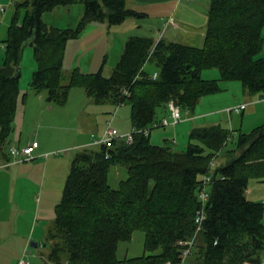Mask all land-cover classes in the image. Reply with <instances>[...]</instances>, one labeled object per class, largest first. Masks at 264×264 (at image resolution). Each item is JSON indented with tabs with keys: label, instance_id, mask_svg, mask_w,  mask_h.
<instances>
[{
	"label": "trees",
	"instance_id": "obj_1",
	"mask_svg": "<svg viewBox=\"0 0 264 264\" xmlns=\"http://www.w3.org/2000/svg\"><path fill=\"white\" fill-rule=\"evenodd\" d=\"M9 1L14 12L2 40L0 158L9 155L5 150L27 44L36 65L29 88L45 90L49 101L64 102L71 88L83 87L96 103L130 106V140L117 137L110 145H84L74 153L44 235L49 263L176 264L177 242L193 235L197 211L203 208L189 264H264V203L246 196L250 179L264 181V122L247 132L228 128L223 120L203 122L188 131L185 148L178 150L174 140H150L152 127L166 126L154 124L162 121V112L169 117L170 100L181 108L180 122L197 114L203 98L222 93L220 81H239L244 93L264 96V58H255L263 45L264 0H210L201 47L130 34L108 76L102 72L104 63L94 72L75 65L66 84L62 78L69 41H77L91 23L111 30L143 13L128 8L126 0ZM77 3L83 13L76 26L44 21L45 12ZM7 7L1 5L0 12ZM207 68H216L218 77L203 78L201 71ZM231 139L233 146L224 150ZM223 150L224 162L210 166ZM113 165L127 172L116 187L108 181ZM206 174L208 198L202 206L198 193ZM137 229L144 232L145 254L119 259V242Z\"/></svg>",
	"mask_w": 264,
	"mask_h": 264
},
{
	"label": "rangeland",
	"instance_id": "obj_2",
	"mask_svg": "<svg viewBox=\"0 0 264 264\" xmlns=\"http://www.w3.org/2000/svg\"><path fill=\"white\" fill-rule=\"evenodd\" d=\"M4 4H8V7L5 12H0V63L4 54L2 40L6 38L7 28L14 12V5H11L10 1L8 2V0H6L5 2H0V6ZM23 13L24 9L22 8L19 16L20 18H22ZM82 13V4L77 3L69 7H56L51 12H45L43 14V19L47 23L60 27H74L79 21ZM126 21H128V19H126ZM126 21L119 26H114V29L108 32H106L105 29L102 30V33L96 34L94 38L92 35H86L87 30H85L77 41L71 40V42L75 41L76 44L65 54L62 84L68 83L70 71L75 65H78L82 71L94 72L100 69L104 63L102 72L105 76H108L112 71L113 65L119 58L124 41L127 37L125 36V32L129 29L127 28L129 23ZM262 36V49L255 55V58L259 56L264 58V27ZM92 39L95 40V43L89 46L90 44L88 41ZM34 62L32 47L27 44L24 48L21 60L22 74L20 83L22 87L24 86L25 88L20 87V97L26 93L31 94L32 98L25 102V107L23 106V110L26 108L23 127L20 126L19 119H22L21 116L24 114L22 111H16L13 121V130L9 136L8 144L13 142V136L20 135L21 137H25V139L29 136L30 139L36 134V137L39 139L46 135V137L51 139L49 144H52V146H50L58 148V145L63 143H75L72 139L75 128L84 130L87 128V123H89V126H94V128L100 131L105 128L107 120L109 119H112L111 126L119 129L123 127L125 119L130 122V118L128 119V112L130 114L129 104H122L117 107L110 104V102L102 104L96 103L91 98L89 99L90 101H88L86 91L83 87L71 88L68 98L64 102L48 101L47 92L45 90L34 91L29 88V81L33 68H36ZM152 66L153 65L149 63L147 67L153 69ZM201 76L205 79L218 77V70L216 68L204 69L201 71ZM220 82L221 86L225 87V89L221 91L220 101L231 102L232 98L238 95L244 99V93L239 81ZM45 102H51L52 104H46ZM203 102L204 103L199 106L201 112L211 109L216 110L219 107H223L220 106V104L215 105L213 102L207 101V99H204ZM38 103H42L43 107L41 110V106ZM255 106L256 105L247 107L242 114L233 113L230 118L225 108L219 110L220 113L217 114L225 121V125L228 128H230L231 124L232 128L247 132L256 125L264 122V114L262 112L257 113L259 110H256L255 113L252 112ZM35 109L40 111L41 115L39 117L43 119L42 123L38 122V120L32 121ZM50 119L52 123H50ZM168 119L171 120L170 117H168ZM129 122H127V125H129ZM41 124L44 127L38 135ZM18 126L20 127L18 128ZM45 127H51L53 130L49 132L50 130H47ZM168 127L169 126L152 127V134L150 136L151 142L155 144L163 143L165 139L162 134L157 136L158 140H155L154 134L157 130H165ZM91 134L95 135L96 131H93ZM233 135L235 134L233 133ZM232 139L228 140L224 150L233 146ZM15 141V143L18 142V140ZM173 148L178 150L184 149L185 146L182 141H180L177 145L173 144ZM79 149L80 147H76L73 150L59 149L57 150V154L54 153L55 150L50 151L53 155H49L47 158L51 159L50 162H52L51 166L53 168H50V166L48 167L47 176L44 178L45 181H34V178H28V183L24 182L21 184L19 182L16 188H14V183L12 182L13 175L12 172H10L12 167L0 166V264H17L18 259L23 255L29 261V264H50L47 260L49 245H43L44 235L46 228L52 224L54 215L53 208L60 199L70 161L74 153ZM224 150L214 159L215 164L219 165L224 162ZM40 160L44 163L42 158L33 161L40 162ZM38 168L40 169V167ZM126 176L127 172L124 166L113 165L108 173V181L113 187H116L118 181L124 179ZM50 183H52V185H50ZM246 196L248 199L264 203V181L250 179L247 185ZM262 220L264 222V212ZM31 231H33V234H30ZM143 241L144 232L139 229L134 230L129 240L119 242L116 252L117 257L123 259L125 257L145 254ZM31 242H36L38 245H31ZM243 264L250 263L245 262Z\"/></svg>",
	"mask_w": 264,
	"mask_h": 264
},
{
	"label": "crops",
	"instance_id": "obj_3",
	"mask_svg": "<svg viewBox=\"0 0 264 264\" xmlns=\"http://www.w3.org/2000/svg\"><path fill=\"white\" fill-rule=\"evenodd\" d=\"M209 1L210 0H126V6L128 8L134 9L138 12L143 13V16L139 18H131L130 20L127 21V23H129L127 28L129 29L126 31L127 33L125 32V36H128L130 34L147 35V36H151L155 41L161 38H164L167 40L179 41V42L188 43V44L201 47L203 45L204 35L206 31L207 11L209 7ZM0 2H5V0H0ZM104 29L106 30V32L109 31V29H106L105 24L91 23L85 30H87L86 35L88 36L92 35L94 38L96 34L98 33L101 34L102 30ZM111 29H114V28H111ZM88 42L90 44L89 46H92L91 44L95 43V40L92 39L91 41H88ZM75 44H76L75 41L73 42L69 41L66 52ZM154 71L155 70H153V72ZM20 84L21 83L19 82V86L22 87V84L21 85ZM22 88H25V87L23 86ZM220 94H217L215 96H210L208 98H203V99H207V101L213 102V104L215 105L220 104V106H223L222 108H226L229 106L238 105L243 102H247L248 103L247 107L256 105L255 108H253L252 110L253 113H255L256 110L257 111L259 110L257 113L262 112L264 114V100H263L264 96L262 95H250V94L244 93V99H242L238 95L237 97L232 98L231 102H222L220 101L221 99ZM30 98H32L31 94H26L25 97H20L19 95V98H18L17 111L18 110L19 112L22 111V113L24 114L21 116L22 119H19L20 120L19 123L21 127H23L24 125L25 112H26L25 111L26 108H24L23 110V106L25 105V102H27L28 99ZM89 99L90 98L88 97V101H90ZM203 101L204 100H202L201 104L204 103ZM20 103H21V107H20ZM45 103L52 104L51 102H45ZM38 104L41 106L40 108L41 110L43 107L42 103H38ZM222 108L219 107L216 110L211 109L205 112H201L200 110H197V114L190 116V117H186L185 120H182L176 124L170 123L171 125L169 124L166 125L169 127L165 130H157V132L154 134L155 140H158L157 136L159 134H162L164 139L174 140L175 145H177L178 142L182 141L184 146H186V143L188 141V131L194 125H198L203 122L205 123V122H212L216 120H220V121L223 120V119H219L220 115L217 114V113H220L219 110H223ZM243 111L231 112L227 114H228V117L230 118L231 114L242 113ZM160 114H161L160 118L162 117L164 118V116H166L164 115L163 112ZM40 115H41L40 111L35 109L34 117L32 118V121L38 120V122L42 123L43 119L39 117ZM129 118L130 117H129V112H128V119ZM127 122H129V120L126 121L125 119L123 127H121L120 129L116 127L119 130V132L128 133L132 130L131 122H129V125H127ZM50 123H52L51 119H50ZM20 126H18V128ZM43 127L44 126L41 124L39 127L40 132H38V135L41 133V130L43 129ZM45 128L47 130H50L49 132L53 130L51 127H45ZM230 128L234 130L231 124H230ZM104 129L98 131L97 128H94V126H89V123H87V128L84 130L75 128V133L72 134V139L73 141H75V143H68V142L63 143V144L58 145V148L51 147L52 144H49V141H51V139L46 137V135L43 136L42 138L40 137V139L36 137V134L33 135V137L30 139H29V136L27 137V139H25V137H21L20 135L13 136V142L9 143L7 146H10V145L23 146V145H26L28 142L37 140L38 147L34 151L35 158L32 160H28V161H33L38 158L39 159L42 158L44 160V163L41 160L40 162L23 161L25 163L23 162L12 163V164L5 166L9 168L12 167V170L10 172H12V175H13L12 182L14 183L13 184L14 188H16L19 182L21 184H23L24 182L28 183V180H27L28 178L30 179L34 178V181L35 180L45 181L44 178L47 176L48 167L49 166L50 168L52 167L51 166L52 162H50L51 159L47 158L49 155H53L50 151L52 150L57 151L59 149L73 150L76 147H82L84 145H89L93 139L99 138L97 136H101L103 134ZM20 131H21V128H20ZM93 131H96L95 135L91 134ZM151 134H152V131H150V136ZM15 140H18V142L15 143L16 142ZM5 151L7 152V149ZM47 152H49V155L47 157H44L43 154ZM52 159H55V158H52ZM8 160H10L9 155H8V159L0 158V164ZM38 167H40V169ZM50 185H52V183H50ZM32 232L33 231H31L30 234H33Z\"/></svg>",
	"mask_w": 264,
	"mask_h": 264
},
{
	"label": "built area",
	"instance_id": "obj_4",
	"mask_svg": "<svg viewBox=\"0 0 264 264\" xmlns=\"http://www.w3.org/2000/svg\"><path fill=\"white\" fill-rule=\"evenodd\" d=\"M156 76V73H154L153 77ZM247 102L238 104V105H233L225 108V111L229 114L231 112H239L240 110H243L247 106ZM167 105L169 107V117L171 120L168 118L164 117L162 121L158 124H154V126L157 125H168L170 123L174 124L178 122L179 120L182 119L183 113L181 111V108L179 105H177L175 102L170 100L167 102ZM119 106V105H118ZM112 120L109 119L107 121V124L105 126L103 134L99 138H95L91 141L90 144H106L110 145L112 140L117 137H122L126 138L127 140H130L131 138V132L128 133H120L117 128L111 126ZM144 132L147 133L148 129H144ZM38 147V142L37 140H33L31 142H28L26 145L23 146H15V145H10L7 147L8 154L10 156V160L2 162L0 166H7L12 163H19L23 161H28L32 160L35 158L34 151ZM55 154L58 152L55 151ZM49 153H44L43 156L47 157ZM214 157L210 160L209 165L214 166L216 165L214 162ZM210 181V174H206L202 178V185L200 188V191L198 193L199 199L201 201L202 206L205 204L207 198H208V183ZM204 218V210L203 208H200L197 211L196 217H195V223H196V229L193 235L190 238L187 239H181L177 242V244L180 246V253H179V260L176 264H189L188 263V256L192 251V247L194 246L196 236L198 231L200 230L201 223ZM17 264H29V261L25 258V256H21L18 259ZM166 264H172L170 261H167Z\"/></svg>",
	"mask_w": 264,
	"mask_h": 264
},
{
	"label": "water",
	"instance_id": "obj_5",
	"mask_svg": "<svg viewBox=\"0 0 264 264\" xmlns=\"http://www.w3.org/2000/svg\"><path fill=\"white\" fill-rule=\"evenodd\" d=\"M38 243L36 242H31V245L37 246Z\"/></svg>",
	"mask_w": 264,
	"mask_h": 264
}]
</instances>
